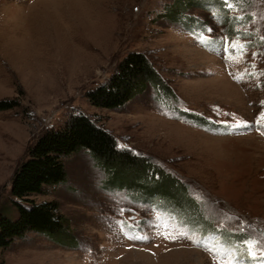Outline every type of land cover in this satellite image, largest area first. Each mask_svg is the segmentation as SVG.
I'll use <instances>...</instances> for the list:
<instances>
[{
  "label": "rangeland",
  "instance_id": "374dc122",
  "mask_svg": "<svg viewBox=\"0 0 264 264\" xmlns=\"http://www.w3.org/2000/svg\"><path fill=\"white\" fill-rule=\"evenodd\" d=\"M176 4L0 0V101L18 104L0 112V214L27 149L76 112L188 200L164 183V194L137 190L125 175L129 186L105 185L81 151L64 160L63 183L30 197L58 205L63 236L28 232L0 249V264H264V0L228 2L226 16H249L247 39L223 35L222 11L208 6L191 12L213 27L190 35L167 13ZM129 52L148 57L164 89L148 85L116 110L91 106L85 93ZM202 218L208 227L194 229Z\"/></svg>",
  "mask_w": 264,
  "mask_h": 264
},
{
  "label": "trees",
  "instance_id": "16d2710c",
  "mask_svg": "<svg viewBox=\"0 0 264 264\" xmlns=\"http://www.w3.org/2000/svg\"><path fill=\"white\" fill-rule=\"evenodd\" d=\"M229 1L239 9L248 3V0H177L176 6L167 13L180 18L177 25L181 30L196 36L199 32L208 34V26H213L191 11L212 7L222 11L217 26L222 28L223 35L247 39L248 35L240 27H244L250 18L245 16L240 21L226 16ZM148 85L164 89L148 57L140 52H129L108 79L87 91L85 98L95 108L116 110L143 93ZM17 106L15 101L1 100L0 112ZM197 125L202 124L197 122ZM81 151L86 152L102 171L105 185L121 187L133 184L137 190L151 185L161 194L157 189L164 183L171 186L174 194L183 195L184 201L188 202L182 185L170 180L152 164L151 159L120 146L108 131L89 116L81 112L71 113L57 128L46 129L27 149L26 158L15 169L10 184L9 206L0 214V249L9 248L28 232L57 239L63 236L66 224L58 212V205L55 202L36 203L30 197L41 195L47 186L63 183L67 177L64 160ZM122 175H125L123 178L129 177L131 183L120 181L118 178ZM154 175L159 176V181L153 180ZM192 227L206 229L208 226L202 218L196 219ZM239 238L245 240L241 234Z\"/></svg>",
  "mask_w": 264,
  "mask_h": 264
},
{
  "label": "snow or ice",
  "instance_id": "6c2138e0",
  "mask_svg": "<svg viewBox=\"0 0 264 264\" xmlns=\"http://www.w3.org/2000/svg\"><path fill=\"white\" fill-rule=\"evenodd\" d=\"M141 239H144V238H146V237H140Z\"/></svg>",
  "mask_w": 264,
  "mask_h": 264
}]
</instances>
